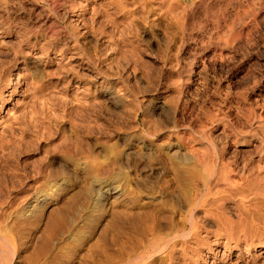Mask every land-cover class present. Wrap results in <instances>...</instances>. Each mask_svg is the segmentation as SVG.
I'll use <instances>...</instances> for the list:
<instances>
[{"label":"rangeland","instance_id":"1","mask_svg":"<svg viewBox=\"0 0 264 264\" xmlns=\"http://www.w3.org/2000/svg\"><path fill=\"white\" fill-rule=\"evenodd\" d=\"M263 195L264 0H0V264H264Z\"/></svg>","mask_w":264,"mask_h":264},{"label":"bare ground","instance_id":"2","mask_svg":"<svg viewBox=\"0 0 264 264\" xmlns=\"http://www.w3.org/2000/svg\"><path fill=\"white\" fill-rule=\"evenodd\" d=\"M61 42H62V40L56 39L52 45H58ZM66 44L67 43H64L63 45L66 46ZM63 141L64 142L66 141V139L64 137H63ZM81 143H82V141H80L78 138H76L75 144L73 146L74 148H76L75 150L81 151ZM129 155H130V151L128 149V151L126 152V156L128 157ZM184 161H185V159L183 161L176 159V160H173L171 162L174 169L176 170V172L173 173V175H174V178L176 179V181L178 182L177 186H178V189L180 191V194L182 196H184L185 198H188L189 202L192 203L193 200L191 197H193L196 194V181L202 180L201 182H204L205 178L203 176V172L206 170V167H201L199 169L196 167L195 163L191 162V164H187ZM187 165H189V166H187ZM114 185H115L114 183H112V184L108 183V184L104 185L103 187L106 188L104 192L108 193L109 195L113 194L114 191H116L118 188L117 186H114ZM249 186L254 192H260L261 179L258 176H254L252 178V180L249 181ZM134 188L139 193H145V196H146V199L148 200V202H153L154 197L152 195H153V193H155L154 186L149 184V186H146L143 191L141 190L142 188H139V187H137V188L134 187ZM259 209L263 210L261 207ZM252 247H254L253 244H246V246L243 248V252L247 253L250 250V248H252ZM263 248H264L263 244L257 246V249H259V250L260 249L264 250ZM241 252H242V250H241ZM1 262H2V264H10L11 261H10L9 255L5 254V256L2 258Z\"/></svg>","mask_w":264,"mask_h":264}]
</instances>
